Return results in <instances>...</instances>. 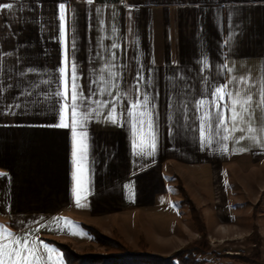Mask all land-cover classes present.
<instances>
[{
	"label": "crops",
	"instance_id": "crops-1",
	"mask_svg": "<svg viewBox=\"0 0 264 264\" xmlns=\"http://www.w3.org/2000/svg\"><path fill=\"white\" fill-rule=\"evenodd\" d=\"M0 2L11 6L15 18L0 20V226L17 238L26 236L38 258L46 253L51 264H65L62 252L42 236L73 245L96 241L80 226L87 219L112 229L126 223L140 237L135 222L157 200L151 191L162 188L151 185L152 170L168 160L210 164L220 207L240 199L247 213L261 207L264 0ZM66 42L77 84L89 97L82 105L88 151L79 185L73 178V132L54 126ZM217 88L224 89L220 111L226 118L232 100L241 101L236 127L245 130L218 134L213 126L202 140L201 118L208 114L214 125L219 114L212 95ZM145 94L151 116L129 117L128 105ZM141 118L154 125L151 155L145 147L152 140L149 130L134 127ZM141 148L145 154H138ZM233 179L240 198L231 191ZM60 218L82 233L70 234L63 222L58 226Z\"/></svg>",
	"mask_w": 264,
	"mask_h": 264
},
{
	"label": "rangeland",
	"instance_id": "rangeland-1",
	"mask_svg": "<svg viewBox=\"0 0 264 264\" xmlns=\"http://www.w3.org/2000/svg\"><path fill=\"white\" fill-rule=\"evenodd\" d=\"M8 5L0 2V20L14 21V13L8 12L11 9ZM214 176L211 165L206 163L191 165L168 160L153 169L151 185L162 188L151 191L152 198L157 200L149 212L135 222L140 227V237L135 232L130 233L125 228L126 223L112 229L110 223L97 224L87 219L80 226L82 229L85 226L92 238L98 234L100 242L96 239L73 245L47 236H42V240L56 246L62 255L61 245L77 254H105L121 251L104 247L102 242L107 240L102 236L118 237L134 251L161 257H168L189 244L207 242L210 251L198 256L205 264H264V192L260 193L261 207L251 212H246L247 204L242 199L232 200V204L227 201L220 207V192L214 188L217 186ZM232 181L231 191L240 198L243 193L238 194V189L241 188L236 179ZM35 227L36 224L32 228Z\"/></svg>",
	"mask_w": 264,
	"mask_h": 264
},
{
	"label": "snow or ice",
	"instance_id": "snow-or-ice-1",
	"mask_svg": "<svg viewBox=\"0 0 264 264\" xmlns=\"http://www.w3.org/2000/svg\"><path fill=\"white\" fill-rule=\"evenodd\" d=\"M7 7H11L8 5ZM60 16L59 19L61 23L60 33L61 36L66 35V25L65 15H64V5H59ZM115 47V45H113ZM68 45L67 42L65 44V55L62 67L59 69L60 73V85L61 87L54 92V97L56 98V102L54 107L57 108L58 115V123L55 124V127L60 128H70L73 132V163L75 165V171L73 173V178L77 182V185L80 183L81 176L84 175L86 171V161H87V151H88V132L85 130V121L88 118L87 109L82 110V105H87L89 97L86 96L80 87L77 84V76L75 70V64L72 63L67 55ZM143 77L139 74L137 75V82L139 83ZM137 92H139V88L137 87ZM224 89L217 88L212 95L216 99V103L214 107L218 110V117L213 125L210 123L211 117L208 114H204L201 118L199 131L201 133L202 140L206 139L207 129L209 127H215L218 131V134L230 133L233 131H241L243 132L245 129H237L236 125L240 119L237 109L241 106V101L232 100V108L230 117L226 118L223 111H220L222 108V104L224 101ZM231 97L232 94L228 93ZM251 101V97H247L243 103H248ZM149 100L147 95L145 94L142 99H137L133 103L128 105V115L129 117L133 116H151V113L148 111ZM199 106L203 107V101L199 102ZM139 109L137 113L135 110ZM115 108L112 109L114 113ZM70 114V115H69ZM109 119L113 123H116V118L114 115L109 114ZM231 122L232 127H227V124ZM139 126L141 128H147L152 136V140L149 144L145 145L149 151L146 153L151 155L155 151L156 147V136L154 131V125L151 120L139 119L138 125H134V127ZM227 135H224V139H227ZM243 139V136L240 137ZM142 144V141H137L136 145ZM138 154H145L143 148H141ZM77 206H83L80 203V198L77 197ZM60 222L65 224H69L70 228L68 229L69 233L72 235H79L82 233V229L79 225L74 222L64 221L63 218H60L58 221V226ZM61 231H64V228H60ZM0 232L3 233L2 238H0V264H41V260L44 261V264H51L46 257V253L41 257H37L34 252L31 250V241L27 239V237H15L11 233L8 232L7 229H4L0 226ZM11 244L12 248L5 255V251L8 248V245ZM40 244L43 245L45 249H47V245H44L43 241H40ZM31 255L32 259L29 260L28 256ZM19 257V259H17Z\"/></svg>",
	"mask_w": 264,
	"mask_h": 264
},
{
	"label": "trees",
	"instance_id": "trees-1",
	"mask_svg": "<svg viewBox=\"0 0 264 264\" xmlns=\"http://www.w3.org/2000/svg\"><path fill=\"white\" fill-rule=\"evenodd\" d=\"M91 231H93L92 228ZM95 235L100 242L101 238L98 237V234L95 233ZM102 238L107 240L106 243L102 242V245L108 250L115 249L121 252L77 254L68 252L65 245H61L65 264H205L198 256L210 251L208 243L202 242L189 244L168 257L152 256L134 251L123 239L118 237L102 236Z\"/></svg>",
	"mask_w": 264,
	"mask_h": 264
}]
</instances>
